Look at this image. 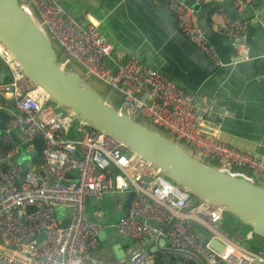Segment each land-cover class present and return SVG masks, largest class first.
Segmentation results:
<instances>
[{"label":"built area","instance_id":"obj_1","mask_svg":"<svg viewBox=\"0 0 264 264\" xmlns=\"http://www.w3.org/2000/svg\"><path fill=\"white\" fill-rule=\"evenodd\" d=\"M162 1L152 0L155 4ZM254 2L230 0L236 11ZM19 4L51 44L60 48L62 58L57 63L61 68L76 61L83 68L80 76L84 80H99L119 94L118 106L114 105L118 112L144 119L150 128L183 143L204 163L216 160L217 167L229 173L253 181L257 174L264 178V160L219 141L207 129L211 111L201 105L197 94L187 93L162 70L135 56H119L114 69L109 68L104 59L113 51V43L93 22L82 25L58 3L19 0ZM167 7L178 31L220 65L197 11L184 0H167ZM245 23L225 18L226 34L242 38ZM232 47L237 54L234 60L241 59L242 45L234 41ZM0 58L9 74L7 81L0 82V96L11 104L0 100V112L8 115L0 136V264H161L155 254L142 248L147 240L157 245L160 238L165 239L166 247L191 252L204 264H264L260 253L241 245L235 234L240 233L239 227L229 224L224 211L181 189L111 135L52 107L47 95L24 77L1 42ZM11 132L29 146L33 138L42 139L39 164L25 169L13 160L18 146ZM130 190L134 195L129 208L112 227L138 247L128 245L123 257L107 263L96 254L103 225L89 218L86 205L107 193ZM58 207L68 211L66 224L59 221ZM94 214L100 218L102 211L95 209ZM195 225L205 229L208 239L216 237L223 243L219 253L199 236Z\"/></svg>","mask_w":264,"mask_h":264},{"label":"crops","instance_id":"obj_2","mask_svg":"<svg viewBox=\"0 0 264 264\" xmlns=\"http://www.w3.org/2000/svg\"><path fill=\"white\" fill-rule=\"evenodd\" d=\"M51 1L58 3L82 25L93 22L95 29L109 38L114 49L104 59L106 66L114 69L117 57L135 56L150 66L161 68L187 93L197 94L201 98V105L209 107L211 112L206 121V127L215 134L219 141L264 160V40H262V29L259 25L249 29L252 44L250 48L243 43L244 36L235 40L236 38L225 32V18L246 23L260 21L264 27V0H255L250 7L242 11L234 10L230 0L198 1L202 12L207 13V26L219 34L218 44L221 56L225 59L229 56L231 60L230 65L227 64V66L215 64L191 44L178 31L172 15L174 32L172 29L169 31L170 25L157 11L160 3L155 4L152 0ZM245 34H247V29ZM229 37L233 38L232 42L238 41L242 45L243 57L248 50L253 54L259 53V56L249 60H243V57L234 60L237 54L233 50L231 40H228ZM70 63L74 66L79 64L76 61H70ZM0 69L7 70L1 58ZM80 69L81 72L76 68L74 70L82 73L81 65ZM8 78L9 74L5 76L4 82ZM94 84L111 104L119 102V94L111 90L107 84H104V87L97 82ZM2 98L7 106H11L9 100L0 96L1 101ZM1 116L6 117V113L0 112ZM26 149L32 153L35 150L34 145H27ZM247 173L254 174L250 171ZM254 182L262 184L264 178L257 174ZM128 192L107 193L101 200H90L86 205L90 219L98 220L103 225L104 236L101 241L111 248L115 243H119L122 249L128 245L133 246L128 241L129 239L120 237L112 227V223L125 213L123 205ZM95 209L102 211L100 218L95 216ZM56 213L62 224L68 222L67 209L58 207ZM229 224L239 227L240 233L235 234L242 241L241 245L248 248L247 243L254 248L248 249L264 257V248H262L264 237L250 233L249 238L241 225L232 218L229 219ZM194 228L199 236L206 240V234H203L205 229L200 225ZM164 245L166 246L167 243L165 242ZM134 247L137 248L138 245ZM153 247H156L153 240H147L142 246L147 252H150ZM96 254L104 257L107 263H111L115 258L113 251L103 255L98 250ZM163 254L169 258L161 264H186L183 255L179 258L172 252L164 251ZM159 259L157 257V260Z\"/></svg>","mask_w":264,"mask_h":264},{"label":"water","instance_id":"obj_3","mask_svg":"<svg viewBox=\"0 0 264 264\" xmlns=\"http://www.w3.org/2000/svg\"><path fill=\"white\" fill-rule=\"evenodd\" d=\"M193 7L200 18V26L210 44L215 48L220 58V66L230 65L231 60L221 56L218 44V32L207 26V13L202 12L201 4L196 0H184ZM160 16L173 28V19L167 7V0L160 2ZM247 34L242 38L246 47H252L250 28L259 25L264 40V27L260 21L245 23ZM245 29V30H246ZM228 40L233 41L232 37ZM235 40H238L236 38ZM0 42L11 53L19 64L24 77L34 86L43 91L56 108L71 115L76 121L86 124L98 131L114 137L130 152H135L148 163L155 166L171 182L186 190L201 201L217 206L237 223L250 227L255 236L264 237V183H255L249 177L229 173L217 166L207 164L186 151L182 146L153 130L143 122L130 118L116 110L115 106L91 84L84 80L74 69L61 68L57 63L58 53L44 31L33 18L20 6L19 0H0ZM230 46V45H229ZM231 49V48H230ZM259 56L250 50L246 51L243 60ZM237 67V65H235ZM161 69V68H160ZM162 70V69H161ZM8 71L0 69V80L4 82ZM6 117H0V136L3 134ZM15 145L18 146V157L14 161H26L25 169L39 164V151L42 139L35 137L30 143L34 152L24 154L28 143H21L15 133L11 132ZM112 169V166H109ZM43 170L40 174H44ZM66 176H69L67 174ZM51 178H53L50 175ZM65 181L62 180L61 183ZM134 192L130 190L125 198L123 210L127 212ZM104 231L99 233L102 240ZM207 244L219 253L223 243L216 237L206 239ZM165 239L160 238L156 247L150 249L162 261L169 256L164 251L175 253L179 258L187 255L197 264H204L198 257L188 251H176L165 245ZM116 258L124 256L119 243L112 246Z\"/></svg>","mask_w":264,"mask_h":264},{"label":"trees","instance_id":"obj_4","mask_svg":"<svg viewBox=\"0 0 264 264\" xmlns=\"http://www.w3.org/2000/svg\"><path fill=\"white\" fill-rule=\"evenodd\" d=\"M20 1H22V0H20ZM53 47L56 49V51H57V48L55 47V45L53 44ZM61 58H62V56H61V54H59L58 55V60L60 61L61 60ZM67 69H75V66H74V64H72V63H69L68 65H67V67H66ZM77 70V69H76ZM79 73V72H78ZM91 84L95 87V89L97 88L96 86H95V84H94V81H92L91 82ZM2 101H3V103H5L4 101V99L2 98ZM6 104V103H5ZM115 106H118V103H116V104H114ZM137 121H139V122H142V121H145L144 119H140V118H138V119H136ZM165 136L166 137H170L168 134H166L165 133ZM172 139V138H171ZM180 146H182L186 151H188V152H190L191 154H193L189 149H188V147L186 148L185 146H184V144L183 143H178ZM211 165H213V166H218V163H217V161H210L209 162ZM90 218V217H89ZM196 226V225H195ZM244 230H245V232L247 233L248 232V230L249 229H247V228H245V227H243V226H241ZM194 229H196V228H194ZM204 233L203 234H206V239L208 238V233L207 232H205V231H203ZM255 239V238H254ZM102 242V241H101ZM103 243V242H102ZM262 248H264L263 246H262ZM257 251H259L260 249H256ZM183 260H186L185 262H186V264H197L196 262H194L191 258H183ZM158 262L159 263H164L161 259H159L158 260Z\"/></svg>","mask_w":264,"mask_h":264},{"label":"rangeland","instance_id":"obj_5","mask_svg":"<svg viewBox=\"0 0 264 264\" xmlns=\"http://www.w3.org/2000/svg\"><path fill=\"white\" fill-rule=\"evenodd\" d=\"M55 47L57 48V53L58 54H62V52H61V50H60V48H58L56 45H55ZM82 67V66H81ZM75 68L76 69H78L80 72H81V69H80V65L79 64H75ZM82 70H83V68H82ZM83 72V71H82ZM81 73H79V75H80ZM94 82H97L99 85H101V86H103L104 87V84L105 83H103V82H99V81H97V80H94ZM101 90H103V89H101ZM49 104L52 106V107H55V105H54V103H52L51 101L49 102ZM56 108V107H55ZM57 110H61V109H59V108H56ZM143 123H145L146 124V121H142ZM185 146V145H184ZM186 147V146H185ZM187 148V147H186ZM24 154H29V153H32V151H29L28 149H26L24 152H23ZM17 156L19 157L20 156V154H18L17 153ZM19 163H24V162H26V161H21L20 159H19V161H18ZM167 178V177H166ZM168 179V178H167ZM169 180V179H168ZM260 182H262V181H260ZM228 215V214H227ZM228 217H229V219H231V217L228 215ZM133 246H136V242H133V241H131V240H128ZM246 243V242H245ZM244 243V244H245ZM246 245L248 246V248H251V249H254L253 247H250L247 243H246ZM112 248L109 246V245H105L104 244V242L102 243L101 242V247H100V249H99V251H101L102 253H103V255H105V254H110L111 252H112V250H111ZM264 255V254H263ZM186 263V262H185Z\"/></svg>","mask_w":264,"mask_h":264},{"label":"bare ground","instance_id":"obj_6","mask_svg":"<svg viewBox=\"0 0 264 264\" xmlns=\"http://www.w3.org/2000/svg\"><path fill=\"white\" fill-rule=\"evenodd\" d=\"M36 88H37V87H36ZM37 90L41 91V89H40L39 87L37 88ZM224 214L227 215V212L224 211ZM240 225L243 226V227H245V228H247V229H249L248 232H247L246 234H247V236L250 238V233H251V232H250V227L247 226V225H245V224H241V223H240Z\"/></svg>","mask_w":264,"mask_h":264}]
</instances>
